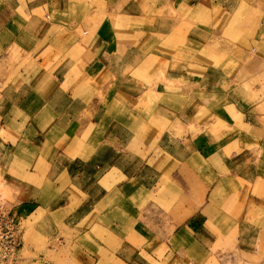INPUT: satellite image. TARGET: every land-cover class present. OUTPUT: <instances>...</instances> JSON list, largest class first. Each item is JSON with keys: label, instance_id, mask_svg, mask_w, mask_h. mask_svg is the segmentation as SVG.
I'll return each mask as SVG.
<instances>
[{"label": "crops", "instance_id": "obj_1", "mask_svg": "<svg viewBox=\"0 0 264 264\" xmlns=\"http://www.w3.org/2000/svg\"><path fill=\"white\" fill-rule=\"evenodd\" d=\"M249 7L0 0V204L64 264H264V97L209 49L264 57Z\"/></svg>", "mask_w": 264, "mask_h": 264}, {"label": "rangeland", "instance_id": "obj_2", "mask_svg": "<svg viewBox=\"0 0 264 264\" xmlns=\"http://www.w3.org/2000/svg\"><path fill=\"white\" fill-rule=\"evenodd\" d=\"M254 2L256 3L258 11H260L261 9L264 8V1L261 2L258 0H256V1H254V0H241V5L246 4L247 7L250 6L249 8H252ZM249 8H246L247 10L245 8H242V9H245V12H246L245 16L243 17V19H244L243 21H246V25H250L253 22V19H251V17L246 15ZM220 19H221V16L215 17L212 20V23L215 26V28L223 26V22H221ZM210 22L211 21L209 20L207 23L209 24ZM243 33H244L243 35H245V36H244V39L242 40L243 42H241V44L246 42L247 38L253 37V34H248L247 31H245ZM257 35L258 36L262 35L261 40L263 42L264 32L258 33ZM226 36L230 37V35L225 34V37H224L225 39H228V38H226ZM221 45H222V43L220 45L211 44V46H210L211 48H209V49L216 54L220 53L222 55H229V54H233V53L235 55L240 54L241 62H240V65L238 66V74H239L238 80L243 81L241 79L243 78L244 75H245L244 78H247L246 74L248 73L249 65L252 66L251 64H253V62L255 63V65H253L252 68H256L255 73L257 74V76H256V80L252 82V87H256V88L259 87L258 91H260V92L255 93L253 96L256 100H258L259 99L258 95L261 94V98H263L264 97V77H263L264 57L261 58L259 56L258 52H260V49H257L255 53H253L252 55H248V57H246L247 55L242 53V49H240V48L237 49V47H234V46L232 47L229 44H228V47H226L224 45L225 48H222ZM249 52L251 53V50H249ZM260 55H264V54L260 53ZM244 89H246L248 91L249 85L245 83ZM0 192H1L0 195L4 198L6 195L5 190L1 189ZM1 204H3V203H1ZM9 207H10L9 205L6 206V208H9ZM29 224L30 223H28V222H21V224H19L20 232L23 231V229L24 230L26 229V231L24 233V239H23V241H24L23 248L17 252V254L15 255L13 260H11V261H0V264H38V262H43V261H45L46 263H50V264H64L65 258L69 254L68 248L70 247L67 244V241H65L64 239L62 240V238L63 237L65 238V236L62 233H60L59 236H55L51 240H49L43 244H39V242L36 241L37 239L34 237L35 236L34 233H32V231H31V227L28 226ZM28 237L30 238V240H27ZM28 242H33V244L29 245ZM39 255H41V256H39ZM234 259H235V261L229 262V264H251V263L255 262V260L253 258L250 259L248 256H244V255H240V256L235 255ZM35 261L37 263H34Z\"/></svg>", "mask_w": 264, "mask_h": 264}, {"label": "built area", "instance_id": "obj_3", "mask_svg": "<svg viewBox=\"0 0 264 264\" xmlns=\"http://www.w3.org/2000/svg\"><path fill=\"white\" fill-rule=\"evenodd\" d=\"M19 224L9 209L0 204V261L14 259L20 246Z\"/></svg>", "mask_w": 264, "mask_h": 264}]
</instances>
